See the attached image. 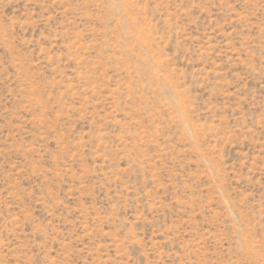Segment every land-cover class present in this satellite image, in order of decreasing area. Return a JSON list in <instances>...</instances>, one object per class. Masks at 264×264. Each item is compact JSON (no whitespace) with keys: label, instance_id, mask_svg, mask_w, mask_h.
Returning <instances> with one entry per match:
<instances>
[{"label":"rangeland","instance_id":"374dc122","mask_svg":"<svg viewBox=\"0 0 264 264\" xmlns=\"http://www.w3.org/2000/svg\"><path fill=\"white\" fill-rule=\"evenodd\" d=\"M0 264H264V0H0Z\"/></svg>","mask_w":264,"mask_h":264}]
</instances>
